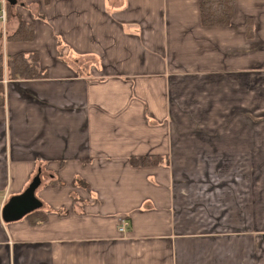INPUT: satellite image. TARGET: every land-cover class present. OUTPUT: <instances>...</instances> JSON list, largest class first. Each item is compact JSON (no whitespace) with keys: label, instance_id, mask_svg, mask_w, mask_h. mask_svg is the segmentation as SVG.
Wrapping results in <instances>:
<instances>
[{"label":"crops","instance_id":"crops-1","mask_svg":"<svg viewBox=\"0 0 264 264\" xmlns=\"http://www.w3.org/2000/svg\"><path fill=\"white\" fill-rule=\"evenodd\" d=\"M16 1L0 21V264H264V119L249 113L264 0H235L228 26H204L200 0ZM20 16L32 40L7 39ZM21 51L49 77L9 79ZM148 155L165 161L131 164ZM38 174L48 220L6 222Z\"/></svg>","mask_w":264,"mask_h":264},{"label":"trees","instance_id":"trees-1","mask_svg":"<svg viewBox=\"0 0 264 264\" xmlns=\"http://www.w3.org/2000/svg\"><path fill=\"white\" fill-rule=\"evenodd\" d=\"M201 21L204 26H228L235 16V0H200ZM249 21V19H248ZM34 38V25L32 22L19 17V27L13 35L7 39L12 41H28ZM6 68L7 76L11 80H35L49 77L48 68L42 66L41 56L38 51H21L7 56ZM5 62L3 54L0 55V106L5 103L4 80ZM134 166H153L164 162L161 156H135L131 158ZM53 184H60L59 180ZM72 184L88 185L84 180L76 177ZM33 225L46 222L48 211L43 208L38 209L26 216Z\"/></svg>","mask_w":264,"mask_h":264},{"label":"water","instance_id":"water-1","mask_svg":"<svg viewBox=\"0 0 264 264\" xmlns=\"http://www.w3.org/2000/svg\"><path fill=\"white\" fill-rule=\"evenodd\" d=\"M8 2L15 4L17 1L8 0ZM41 183L42 178L38 174L22 193L10 197L2 209V217L6 222L21 220L30 213L43 208V202L36 195Z\"/></svg>","mask_w":264,"mask_h":264},{"label":"built area","instance_id":"built-area-1","mask_svg":"<svg viewBox=\"0 0 264 264\" xmlns=\"http://www.w3.org/2000/svg\"><path fill=\"white\" fill-rule=\"evenodd\" d=\"M8 17V0H0V21L4 24L7 23ZM130 222L127 218H122L120 222V231L125 232L129 227Z\"/></svg>","mask_w":264,"mask_h":264},{"label":"rangeland","instance_id":"rangeland-1","mask_svg":"<svg viewBox=\"0 0 264 264\" xmlns=\"http://www.w3.org/2000/svg\"><path fill=\"white\" fill-rule=\"evenodd\" d=\"M8 17H9V11H8ZM7 17V22L9 20V18ZM3 23V22H2ZM4 24V23H3ZM6 24V23H5ZM5 24L3 25V27L5 26ZM254 90H251V92H253ZM250 92V94H251ZM258 102V101H256ZM250 106H249V113L250 115H252L253 117H261V119H264V107H258L257 109H255L253 106H252V102L250 101ZM259 103V102H258ZM261 121H264V120H261Z\"/></svg>","mask_w":264,"mask_h":264}]
</instances>
